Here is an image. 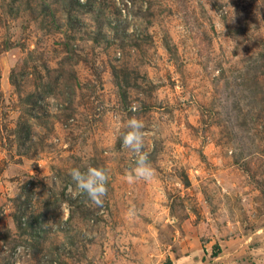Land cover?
I'll return each instance as SVG.
<instances>
[{
    "label": "rangeland",
    "instance_id": "obj_1",
    "mask_svg": "<svg viewBox=\"0 0 264 264\" xmlns=\"http://www.w3.org/2000/svg\"><path fill=\"white\" fill-rule=\"evenodd\" d=\"M168 260L264 264V0H0V264Z\"/></svg>",
    "mask_w": 264,
    "mask_h": 264
},
{
    "label": "clouds",
    "instance_id": "obj_2",
    "mask_svg": "<svg viewBox=\"0 0 264 264\" xmlns=\"http://www.w3.org/2000/svg\"><path fill=\"white\" fill-rule=\"evenodd\" d=\"M130 129L123 134L122 147L129 149L136 154L135 166L129 170L126 179L129 183L137 180L150 181L154 176V171L148 164L146 153L142 152L144 138L147 135L143 131L144 124L138 119H130L128 121ZM69 175L75 186V194H87L88 198L96 205L102 204V198L107 192L108 174L104 168L89 167L86 171L79 168L70 170ZM72 192V188H69ZM130 214H134L131 213Z\"/></svg>",
    "mask_w": 264,
    "mask_h": 264
},
{
    "label": "trees",
    "instance_id": "obj_3",
    "mask_svg": "<svg viewBox=\"0 0 264 264\" xmlns=\"http://www.w3.org/2000/svg\"><path fill=\"white\" fill-rule=\"evenodd\" d=\"M165 264H171L170 261L168 260Z\"/></svg>",
    "mask_w": 264,
    "mask_h": 264
}]
</instances>
